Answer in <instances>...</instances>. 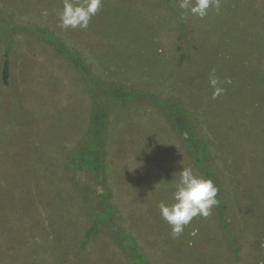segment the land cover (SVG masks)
Listing matches in <instances>:
<instances>
[{
    "label": "rangeland",
    "instance_id": "1",
    "mask_svg": "<svg viewBox=\"0 0 264 264\" xmlns=\"http://www.w3.org/2000/svg\"><path fill=\"white\" fill-rule=\"evenodd\" d=\"M62 7L63 0H0V264H132L106 225L80 246L93 217L83 199L92 176L66 173L62 162L86 134L93 106L72 64L27 32L34 26L79 52L93 79L179 99L207 142L227 226L214 205L174 239L158 204L171 202L183 167L199 173L182 136L149 101L108 100L105 184L116 224L147 264H264V0H221L219 13L185 15L182 23L163 0H103L87 29L69 30L59 26ZM1 12L25 29L11 41L7 84ZM213 68L232 80L215 100Z\"/></svg>",
    "mask_w": 264,
    "mask_h": 264
},
{
    "label": "trees",
    "instance_id": "2",
    "mask_svg": "<svg viewBox=\"0 0 264 264\" xmlns=\"http://www.w3.org/2000/svg\"><path fill=\"white\" fill-rule=\"evenodd\" d=\"M166 6L178 15L177 19L182 23L175 0H163ZM3 22L9 33L2 63L1 77L4 84L8 83L10 77L8 53L13 41L14 34L17 31L25 30L18 26L12 16L6 12H1ZM183 25L181 26V31ZM31 35H35L41 40L52 44L54 48L66 58L78 73L80 80L86 83L93 111L89 120L88 129L83 138H81L75 147L69 151L63 160V168L66 173L84 172L92 177L87 183L83 184V199L90 205L87 209L88 215H93L89 228L85 231L81 247L86 246L91 235L97 233L100 226L106 225L110 229V237L114 244L124 253L128 262L132 264H147L144 254L138 249L134 238L116 222L114 212L116 207L110 202V191L106 187V157H107V139L110 116L109 99L121 107L138 101H149L155 106L164 109L168 115V121L174 131L181 134L183 144L188 149L191 159L199 174L211 179L218 188L217 194V217L222 225L227 226L225 215L223 214L221 179L217 164L207 148V142L195 135L193 125L189 122L188 112L180 106V100L161 98L156 92H144L136 87H126L122 83L111 80L93 79L90 65L84 61L81 54L64 46L59 37L52 35L43 27L34 26L26 29ZM101 189V193H96ZM96 214V215H95ZM97 216V217H96ZM230 243H234L233 236L229 235ZM132 258V260H131Z\"/></svg>",
    "mask_w": 264,
    "mask_h": 264
},
{
    "label": "clouds",
    "instance_id": "3",
    "mask_svg": "<svg viewBox=\"0 0 264 264\" xmlns=\"http://www.w3.org/2000/svg\"><path fill=\"white\" fill-rule=\"evenodd\" d=\"M103 0H63L62 10L58 12L59 26L63 30L87 29L92 17L102 7ZM180 16L185 15L203 20L209 15L210 9L219 13L221 0H178ZM47 15V11L43 13ZM209 86L212 89L211 99L215 100L226 92L223 85H230L232 80L225 77L221 80L213 68L209 73ZM177 174V173H175ZM171 192V202L160 201L158 210L161 218L170 226L172 238H179L186 226L197 216L207 218L217 204L218 188L211 179L197 173L191 167H183L174 180ZM195 237L198 229L190 233ZM191 246L192 241H189Z\"/></svg>",
    "mask_w": 264,
    "mask_h": 264
}]
</instances>
